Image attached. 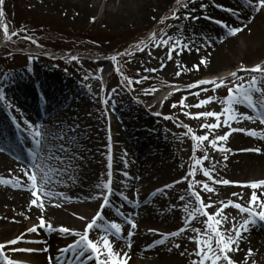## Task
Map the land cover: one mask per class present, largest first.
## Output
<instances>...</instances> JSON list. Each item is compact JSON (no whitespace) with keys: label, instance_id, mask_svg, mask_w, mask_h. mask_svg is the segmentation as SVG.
<instances>
[{"label":"rangeland","instance_id":"1","mask_svg":"<svg viewBox=\"0 0 264 264\" xmlns=\"http://www.w3.org/2000/svg\"><path fill=\"white\" fill-rule=\"evenodd\" d=\"M212 1L163 0L161 6L151 5L144 16L137 17L134 15L135 13L129 11L130 16L116 18L114 15L109 14V11L115 10L121 5L119 0H92V4L88 5L91 12L84 16H80L81 13L76 11L77 7L56 5L53 0H4L3 5L0 6L4 13L0 15V30L3 29L4 25H7V28H10L17 35L14 36L16 39H13L12 42L5 37L3 30L0 34V46H4L0 50V88L3 89L5 95V100L0 101V109L8 112L18 126L27 128L25 121L34 124L30 122V119H26L24 111L18 109L24 108L26 103L31 102L33 98V103L40 106L39 103H36L39 101V95L45 93L44 89H47L53 81L52 77L55 73L62 76L60 84L65 89L63 94L67 99L65 103L61 104H58L57 100L51 101L48 105L50 116L48 121H44L46 124L41 129L45 134V147L42 155L44 157L43 166L52 184L50 191L63 193L67 199L60 198L57 201V198L50 200L44 197L45 207L48 209L53 208V216L41 211L35 215L30 212L31 209L29 208L19 211V207L13 202L15 200L14 194H17L15 192H19V185L0 184V195L2 194L5 197L3 193L7 192L6 200L2 201L0 197V218L7 217L9 219L8 224L19 228L13 236L17 235L18 237L20 234L25 233V241L44 240L47 228L44 230L42 228L36 233L27 232L28 228L39 225L40 218L43 217L46 223L53 226L52 235L56 237L53 244L58 246V242H61L59 244V246L62 245L61 249L67 247L77 237L65 235L59 232L58 229L64 227L73 232L82 233L100 210L103 200L102 198L94 199V197L98 196L101 191L100 188H97V185H103L108 180L109 156L111 157L112 183L119 177L122 169L127 170L126 166L120 168L121 164L117 161L120 156L123 160L126 157L127 160L131 161V167H128V169L137 167L141 173L145 172V175L149 177V181L144 187L141 184L143 179L140 177L134 186L136 187L134 192H137L141 197L140 222L142 219H146L147 222L151 220L152 222L146 226L140 225L139 236L137 237L140 239L138 241L140 243L143 241L141 234L146 231L148 235H151L147 243L151 244L157 239H162L165 234L185 227V221L178 222L176 215L177 212L187 215L193 207L197 206L194 197H191L190 194L188 187L190 183L200 193L205 203L213 205L208 209L209 213H215L222 201L225 204L228 201L242 204L244 199L238 195H233V193L237 194L238 190L232 189V183L247 184L258 181V179H254L256 176H252L251 172L247 171L249 166L243 164V162L234 160L230 165L225 166V161L221 158L226 156L227 153L238 152L245 147L254 148L255 145L239 144V142L231 145L230 142L234 135H246L245 132H233L228 136L227 145H222V147L226 146L224 148L229 149V152L213 149L205 141L193 153L194 142L191 134H188L187 128L184 127V125L190 127L196 135H205L208 130L202 129L201 125L205 123L214 124L216 123L215 118L192 119L186 113L194 116L205 111L221 112L225 105L219 103V101L228 96V88L219 87L213 90V85H205L202 87L208 89L206 92L201 91L199 87L181 91L170 97L161 114H157L159 112L157 106L151 108V101L155 94L169 85L182 86L200 79L219 80L220 78H226L225 84L232 86L233 81L230 79V74L238 72L243 65L226 69L224 74H221L222 71H217L215 74L210 75L204 71L205 64L200 65L198 70L194 67L200 64L199 59L191 62V58L187 56V53L190 52L202 55L203 52L213 48L212 42L206 40V36L202 33L205 30L202 23ZM184 4H187L188 7L185 8ZM202 5L205 7H202ZM252 12L251 15L247 16V18L253 17L247 27L231 37H237L242 42L245 32L252 28L253 22L260 15L264 16V10ZM174 14L180 18L173 19ZM185 15L199 17V19H184ZM239 26L237 24L235 27ZM153 33L157 37L155 41L152 40ZM161 36L165 39L172 37L173 40L170 43L179 40L187 47L183 50L177 47L175 51L171 52L172 58L168 59L169 48L164 45L155 46L159 43ZM26 37L28 38L26 39ZM228 37H225V42ZM86 38L92 41L86 40ZM195 38L200 39V41L196 43ZM60 40L66 43L64 47L67 50L76 46H88L94 51L91 54L79 53L57 59L56 56L48 53L50 51L45 50L44 45L36 44L59 47L61 45ZM20 42L23 43V46L30 47L22 48ZM138 42H143L148 47L144 51H138L137 47H134L135 43ZM39 48H42V50H39ZM119 53L130 54L119 56L117 55ZM112 56H117L119 59L121 64L119 66L122 68L123 74H121V71H116L118 65L110 59ZM73 57L77 59L74 60ZM263 63L264 58L260 59L259 64ZM161 64L164 65L163 68H161ZM29 65L33 67L35 76L23 77L19 81L21 73ZM245 68L250 67L246 66ZM145 69H156V71L147 72ZM177 72L180 75H177ZM238 75L243 76L244 81H236V83L245 84L252 76L251 73L247 72H238ZM255 75L258 81H264V77L258 73ZM144 76H147L148 79L140 84L128 85L125 80L127 78L136 81ZM28 84L31 85L30 87L34 91L33 98H30V100L28 94H25L22 89L23 86ZM18 87H21L20 91L17 90ZM152 88H155L156 91L153 94L146 95L144 90ZM113 89H115V92H113ZM195 93H199V95H195ZM209 97L214 98L211 103L202 107H194L201 100H206ZM254 98L258 100V94L254 93ZM105 99L109 101L107 105L103 103ZM182 100L183 104H181ZM173 105H176V107H173ZM235 107L240 113L252 115L251 109L246 104H238ZM1 113L0 132L12 133L14 131L12 130V124ZM165 117H170V119H165ZM223 119L224 117L221 118V120ZM230 123L233 128L243 129L249 123L253 124L252 121L247 120H241L239 123L230 121ZM255 124L259 128L258 133L264 131V124H260L258 120ZM228 131L229 129L226 126L218 128L210 134L209 139ZM255 138L260 140L258 136ZM157 140L164 142L163 144L170 152L169 158L166 159L165 153L162 151L164 149L161 144H158ZM138 143L141 147L147 145L152 153H144V155L143 152L140 153V150L137 149ZM62 148L64 150H61ZM0 149H2L0 154H4L16 164L13 155L2 147ZM205 151H207L209 159L203 161V166L211 170L213 164H215L213 176L221 180L233 178L232 183L228 185L212 184L199 169L195 170L194 177L188 176L195 163L193 156L202 158ZM151 154L155 157L154 159L160 162L157 166L151 165L154 163ZM5 171H0V177L12 179L19 178V174L23 176V172L19 173L21 171L18 169L15 171L10 168L7 173ZM243 173H249L250 175L245 176L242 175ZM186 176H188V179L184 180L183 178ZM94 180L95 184L91 189ZM176 181L182 182L176 183ZM198 181L208 182L215 189V193L209 194L202 191L200 184L197 183ZM165 185H172V187L165 188ZM139 186L143 187L142 194L138 191ZM22 188L30 189L31 185L26 180ZM2 189L6 191L1 192ZM158 189H164V192L152 198L149 192L156 193ZM27 192L31 195V191ZM243 192L245 194L249 193L247 190H243ZM131 194V192L124 194L128 201ZM182 195L185 197L183 201L180 200ZM148 199H152L151 203L153 204V212L150 214L147 213L149 210L143 212L145 208L149 209L150 201H147L146 205L144 203ZM118 201L123 203L122 199ZM87 204L90 207L84 208L83 206ZM185 204L188 205L187 212L184 209ZM232 209L235 208L226 207L223 209L222 216L227 217V219L220 226L222 231L232 227L233 217H235ZM104 211L103 216L112 220L113 217L106 213V208ZM80 217H84V219H80ZM206 219L204 216L197 215L196 219L192 220L187 226L184 233L175 237L173 241H170L169 238L166 239L162 247L156 250V255L164 257V264H192L197 259L195 255L197 244L191 238H204L207 232ZM235 222L238 223L237 220ZM104 227L105 223L101 221L98 228L89 232L91 234V238L90 236L89 238L98 241V247L102 249L103 242L100 237L102 235L101 230ZM123 229L125 228L123 227ZM192 229H199V236ZM6 239L8 238L3 235L0 225V243H6ZM209 239L212 240L213 247H215V240L211 236H209ZM35 244L38 249L51 247L47 252L23 253L26 256L40 255L43 264H48L49 257L53 258L51 262H55L61 253L58 252L60 249L54 250L51 244L48 246V243L45 245ZM175 244H179L180 247H174ZM11 248L34 249L35 247L34 244L29 242H21L10 246L4 250L9 257L13 252ZM16 254L20 255V251H17ZM101 254L106 258V251L102 250ZM23 258L24 260L21 259L17 262L19 264H29L25 260V256ZM232 259L238 264L236 257H232ZM83 264H91V262L87 261Z\"/></svg>","mask_w":264,"mask_h":264},{"label":"snow or ice","instance_id":"2","mask_svg":"<svg viewBox=\"0 0 264 264\" xmlns=\"http://www.w3.org/2000/svg\"><path fill=\"white\" fill-rule=\"evenodd\" d=\"M4 3V0H0V6H2ZM247 3L251 5L252 9L255 12H260L261 10H264V0H256L255 3L252 2V0H247ZM184 7L187 8L188 5L184 4ZM202 7H205L202 5ZM229 11H232L231 9ZM0 15H3L2 9H0ZM173 19H179L180 17L176 16L175 14L172 17ZM199 19V17H190L189 15H185L184 19ZM239 18V17H238ZM253 17H248L246 21H242V27H232L228 24H225L223 21H215L218 25L222 27V29L225 30L224 35L225 36H234L237 33L244 30V28L247 27V24L251 22ZM206 19H210L206 17ZM163 22V21H162ZM3 31L5 34V37L7 39H11L12 36L17 35V33H9L7 25H4ZM166 35V34H165ZM28 37H26L27 39ZM157 39L156 34H152V40L155 41ZM173 40L172 37H168L165 39L163 36L159 38V43L155 44L156 47H159L160 45H164L165 47L169 48V55L168 59H171V52L175 51L177 47H179L181 50L187 47V45L183 44L181 41L177 40L175 42L170 43ZM147 44H143L141 42V45H137L138 51H144L145 48H147ZM199 50V49H197ZM130 53H119L117 55H129ZM73 59H77L76 57H73ZM110 59L117 63V56H112ZM206 64L205 60H201L199 65H195L194 67L198 70L200 65ZM164 65L161 64V68H163ZM102 71V70H101ZM117 72H120L119 66L116 68ZM147 72H155L156 69H145ZM238 72H247L251 73V79L247 81V83H236V81H244L243 76H239ZM238 72H232L230 74V79L233 81L232 86H228L225 84L226 78H220L219 80H199L196 83L189 85L190 88H201V91L206 92L208 89L206 87H202L205 85H213V90L219 87H227L228 88V96L224 99L220 100L219 103L225 105L224 109L217 113V112H211V111H205L195 114L194 116L191 114L186 113V115H190L192 119H200V118H210L214 117L216 120V123L214 124H202V129H207L208 131L205 133V135H196L193 130L184 125V127L187 128L188 134H191V138L194 142L193 144V153L197 151V148L200 144L207 141L208 144L218 151H224L229 152L230 150L227 148L222 147L221 142H226L228 139V136L231 135L233 132H246L249 136L259 137L260 139H264V131L257 132L256 130H246L243 128H233L231 126L230 121H236L239 123L241 120H247L252 121L255 123L257 120L260 124H264V81H258L257 76L255 74H259L260 76L264 77V65H256L252 68H245L241 67ZM177 75H180L179 72H177ZM148 79L147 76L142 77L140 80L133 81L131 79H127L126 83L128 85H131L133 83L140 84L143 83L144 80ZM145 94H153L156 89H145ZM113 92H115V89H113ZM254 93L258 94L259 99L254 98ZM195 95H199V93H195ZM213 97H209L206 100H201L199 104L194 105V107H202L205 104H209L213 101ZM5 100V95L3 92V89L0 88V101ZM103 103L107 105L109 101L107 99L103 100ZM181 104H183V100L181 101ZM238 104H246L249 109L252 110L254 115H248L245 113H240L236 109V105ZM173 107H176V105H173ZM224 117L223 120L221 118ZM165 119H170V117H165ZM25 124L27 125V129L30 132L31 140L33 143L36 144L37 148H40L43 150L45 147L44 145V132L41 130L40 125L31 124L27 121H25ZM228 127L229 131L225 132L223 135H215L214 138L209 139V136L211 133L215 132L216 129L221 127ZM111 138L109 137V140ZM61 150H64L63 148ZM2 151V149H0ZM242 151H254V152H260V149H243ZM193 159L195 163L192 166V170L189 171L188 176L194 177L195 176V170L199 169L202 171L203 175L208 178L209 181H211L212 184H224L228 185L232 183L229 180H221L219 178H215L213 176V171L215 170V164H213L212 169L206 168L203 166V161L208 160L209 156L207 154V151H205V155L202 158H198L195 155L193 156ZM225 159H227V156H225ZM43 160L44 157L40 156L39 153L34 154L33 160L31 162L30 167L22 168L21 171L23 172V175L27 177V181L30 183L31 188V195L33 199L30 201V209L31 207H36L43 212L45 204H44V197H47L48 199L53 198H64L67 199V197H64L63 193H53L51 191H45V185L49 182L47 172L44 170L43 166ZM109 172H108V180L103 185H97V188H100L101 191L99 192V195L94 197V199H100L102 198L103 202L100 205V210L96 213V215L92 218L91 222L87 224L85 230L81 232H73L72 230L64 227H60L58 229L59 232L65 234V235H71L77 237V239L73 242V244L68 245L67 247L60 249L59 251L62 254L66 253H73L77 258L84 257L89 252L96 253V259L98 260V264H127V259L130 257L128 256V252L125 251L123 253V256H121L120 253L115 252L112 247V242L109 240V236H116L119 237L122 235V227L121 224L116 223L115 221L110 222L108 225H106L101 231L102 235L100 237V240L103 242V249L101 247H98V241H94L89 238V232L95 228L99 227V222L103 221V211L106 207L110 206L111 200L110 197L114 194L112 191V181H111V157L109 156ZM125 176H127V173H124ZM188 176L184 177L183 179H188ZM182 181H176V183H181ZM200 184V187L202 191L213 194L215 193V189L210 186L208 182H197ZM0 184L4 185H11V186H17L20 185L23 186L19 178H12V179H5L3 177H0ZM242 187L251 188L252 193L251 197L249 198L247 202V206L240 204V203H234L233 201H228L227 204H225L223 201L220 204V207L217 208V211L215 213H209L208 209L213 207L211 203H205L203 198L201 197L200 193L197 192L193 185L189 184V190L191 197H194L196 205L192 208V211L188 214V219L185 221V227H181L178 231H174L168 234H165L162 239L156 240L153 242V245H149L148 247L151 248L155 244H162L165 242L168 238H175L180 236L182 233H184L187 230V226L191 223L192 220L196 219L197 215L204 216L207 219L205 220V226L207 229V232L204 235L203 239H197V237H192L191 239L197 244V250L195 255L197 256V259L192 262V264H236V262L232 259L230 253L239 251V244L240 241L244 238L243 234L246 232H249L251 229V226L256 223L257 219L260 221H264V200L260 199V197L257 195V190L264 189V180H258L253 181L244 185H241ZM172 185H165V188H170ZM106 190V191H105ZM164 189H158L156 193H153V195H157L159 193H163ZM124 200H128L126 196H123V193L120 194ZM234 196L238 195L236 193H233ZM185 197L182 195L180 196V200H184ZM131 203V201H129ZM59 206V205H56ZM226 207H233L238 210L240 214H247V219H244L242 223H237L236 218L233 217V223L232 227L230 229L222 231L220 226L224 221L227 219V217L222 216L223 209ZM257 208L259 211H257ZM184 209L187 212L188 211V205H184ZM122 215V214H121ZM80 219H84V217H80ZM126 222L131 225V229L135 230L137 225L133 218L131 216L125 217ZM41 228H47L49 231L53 230V226L51 224H48L45 222L44 218H40L39 225H34L31 228L27 229L28 233H36ZM130 230L128 232V239L131 240V237L133 236V231ZM193 232H196L199 236V229H192ZM25 233L20 234L18 237L14 239L8 240L6 243H0V264H19V262L14 261L12 259H9L7 255H5L4 250L6 248H9L10 246L17 245L21 242H29V243H41V241H25ZM209 236L212 237V239L215 240V247H213L212 240L209 239ZM128 248H131V243H129ZM174 247L179 248V244H175ZM102 250L106 251V258L100 259L99 254L102 252ZM11 251L17 252V251H24V252H47V248L42 249H20V248H11ZM171 251V249H169ZM183 254V253H182ZM253 255L252 249L249 248L247 252V257ZM52 257H49V264H51ZM56 259H59L57 257ZM255 264V262H253Z\"/></svg>","mask_w":264,"mask_h":264},{"label":"bare ground","instance_id":"3","mask_svg":"<svg viewBox=\"0 0 264 264\" xmlns=\"http://www.w3.org/2000/svg\"><path fill=\"white\" fill-rule=\"evenodd\" d=\"M119 1L121 5H119L118 8H116L115 10L109 11V14L114 15L116 18L130 16L129 11L133 14L135 13L134 15H136L137 17L144 16L145 14H147V11L149 10V7L151 5L157 4L161 6L163 2V0H119ZM53 2H56V5H60V6H65V7L72 6L75 8L77 7L76 11H79V13H81L80 16H84L91 12V10L88 8V5L92 4V0H53ZM214 2H216V0H213V3H212L213 5H211L210 8H208L209 10L208 13H210L213 10ZM231 3L234 8L242 12L241 14L234 13L231 11L227 13H223L222 19L224 18V23L226 22L225 24H228L232 27L237 26V24H239L240 26H243L241 22L246 20L247 16H249V14L251 15V13H253L252 11L254 10L252 9L251 5L247 3L246 0H231ZM202 27L205 29L203 30L202 33L206 36V40H209L210 42H212L213 48L208 49V51L206 52H203L202 55H197L195 53L190 52V53H187V56L191 58V62L194 61L195 59H199V62L202 59L205 60L206 64L204 65L205 66L204 71L207 72L208 74L210 75L215 74L217 71H222L221 74H224L226 73L224 70L235 68L239 65H240L239 67H241L242 65L245 67L246 66L254 67L258 65V63L260 62V59L264 58V16L260 15L258 19L255 22H253L252 28L250 30H247V32H245L246 34H244L242 42H240L237 37L235 38L231 36H229L227 38V41L225 42V39H226L225 38L226 36L224 35L225 30L222 29L221 26L217 28L218 26H216L215 24H207L203 22ZM196 38L194 41L197 43L200 41V39L197 40ZM250 64L252 65L248 66ZM61 77L62 76L60 74L55 73L54 77H52L53 81L48 85L47 89H44L45 92L49 93V95L44 96V100L47 102L48 105H50L51 101H56V100L58 104L66 102V97L63 94L65 89L63 85L60 84ZM30 86L31 85L28 84L22 87L23 92H25V94H28L27 95L29 97L28 99L33 98V95H34V91ZM17 90L20 91L21 87H18ZM168 90L169 89H164L156 96V100H155L156 103L161 104L165 101ZM33 102H34V98L31 100V102H27L23 109L20 108L19 111L26 112V107L35 110L37 108V105L34 104ZM253 125L256 126L255 123H253ZM253 129L257 131L256 127H253V126L246 127V130H253ZM223 134L224 133L222 132L221 135ZM245 134H246L245 136L234 135L230 144L232 143L231 145H235L238 142L239 144H253L255 145L254 148L245 147L243 149H260V152L242 151L243 149H240L241 151H238V152L227 153L226 155L227 159H225V156H223L221 159L225 161V166L230 165V163L234 160H239L240 162H243V164L249 166L247 171L251 172L252 176H256V178L254 179L264 180V140L263 139L259 140L256 138L251 139L249 138V135H247L246 132ZM8 138L9 137L6 135H0V147H3L8 153L15 154V156H17L18 154L21 153L20 149L14 146L13 144L9 143L8 140L10 139ZM157 141H158V144L159 145L161 144V147L165 150V151L164 150L162 151L165 153L166 159L169 158L170 152L167 150L166 146L163 144L164 142L162 143L160 140H157ZM221 143L222 145H227L226 142H221ZM137 149L140 150L139 151L140 153L143 152V155L144 153H149V154L152 153L151 149L147 145L146 146L142 145L141 147L140 143H138ZM126 156H129V155H126ZM151 157H153L152 154H151ZM154 158L155 157H153L154 163L151 165L157 166L159 161ZM117 161L120 162L121 164L120 168H123L125 166L127 167L131 163V161L127 160L126 157H124V160H123L122 156H120L117 159ZM10 168L15 171L17 169L21 171V169L25 167L17 163L15 164L13 161H10L6 156H4V154H0V171L6 170L5 173H7L10 171ZM136 172H137V176H140L143 179V183L141 184L146 185V183L149 181V177L145 175V172L141 173L140 169H137ZM127 174H128L127 176L130 177V174L128 172ZM154 174H157V173H154ZM242 175L248 176L250 174L243 173ZM95 180L91 184V189L94 187ZM136 180L137 179H135V181ZM229 180L234 181L233 178H230ZM134 182H131V183L134 185ZM45 188L47 191H50V189L52 188V184L48 182L45 185ZM140 188L143 189V187H140ZM232 189L238 190V193H237L238 196L244 199L242 204L247 206V202L249 198L251 197L252 189L245 188V187L240 186L239 184H234V183H232ZM243 190H247L249 191V193L245 194ZM2 191H6V190L2 189L1 192ZM15 193L17 194H14L15 200H13V202L15 203L17 207H19V211L26 210L27 208L30 209L29 207L30 201L31 199H33L30 196V194L21 193V192H15ZM3 195L5 197H3L2 194L0 195L2 201L6 200L7 192H4ZM257 195L260 197V199L264 200V189L257 190ZM58 200H60V198H57V201ZM137 206H138L137 203H132L128 207L130 214H133L136 212ZM83 207L89 208L90 206L87 204V205H84ZM49 209L45 207L43 212L48 214L49 216L50 215L53 216V208L51 207ZM40 211H41L40 209L33 206L31 207L30 212L31 213L33 212L36 215L40 213ZM146 211H148L147 213L149 214L153 212L152 203L149 204V209L145 208L143 210V212H146ZM257 211H259L258 208H257ZM232 212L235 214V218L238 221V224L242 223L244 219H247V214H240L237 209H232ZM176 217L178 218V222L186 221V219H188V214L184 215L182 213L177 212ZM8 220L9 219L7 217L0 218V225L2 228V233L3 235H5L6 238H8L5 240V242H7L10 239L16 238L17 235L16 236H13V235L17 233L19 229L15 225L8 224L7 223ZM140 223L143 226H146L147 224H150L152 222L151 220L147 222L146 219H142ZM260 230H262V232L264 233V223L263 221H260L259 219H257L256 223L251 226L250 231L243 234L244 238L240 241V244H239L240 250L231 253L234 257L237 258L238 264H253V262H255V264H264V243H263L264 235L262 234V232H260ZM9 237H12V238L9 239ZM55 238L56 237L54 236L52 237L50 244L52 245V248L57 251L58 249H60L62 245L59 246L61 242H58V246L57 244H53L55 243ZM141 238H143V241H141V243L135 241L133 238H131L130 241L128 240L125 244H122L118 241H113V247L118 248V251L122 249L121 254H123L125 251L128 252V256L130 257L127 260L128 264H164V257H162L161 255H156V250L155 249L150 250V248L147 245L148 244L147 240L151 238V235H148L146 231L141 234ZM129 243H131L130 249L127 246ZM145 245H147V247ZM249 248L252 249L253 255L245 259ZM12 253H11L12 260L17 259L19 261L21 258L25 256V258L30 262H34L35 264L42 263V260H41L42 258L40 255L26 256L23 252H20V255L16 254V252H12Z\"/></svg>","mask_w":264,"mask_h":264}]
</instances>
